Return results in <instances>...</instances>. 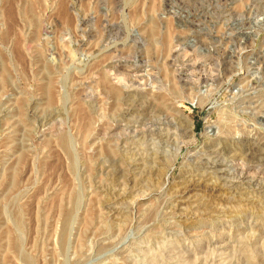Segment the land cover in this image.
<instances>
[{"label": "rangeland", "instance_id": "1", "mask_svg": "<svg viewBox=\"0 0 264 264\" xmlns=\"http://www.w3.org/2000/svg\"><path fill=\"white\" fill-rule=\"evenodd\" d=\"M0 264H264V0H0Z\"/></svg>", "mask_w": 264, "mask_h": 264}, {"label": "bare ground", "instance_id": "2", "mask_svg": "<svg viewBox=\"0 0 264 264\" xmlns=\"http://www.w3.org/2000/svg\"><path fill=\"white\" fill-rule=\"evenodd\" d=\"M60 236H61L60 240H62L63 239V233Z\"/></svg>", "mask_w": 264, "mask_h": 264}]
</instances>
